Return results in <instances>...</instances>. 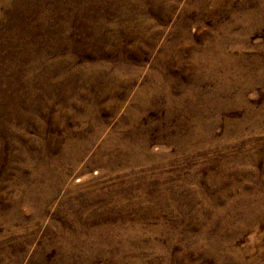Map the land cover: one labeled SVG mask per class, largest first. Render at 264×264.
<instances>
[{"label":"rangeland","instance_id":"374dc122","mask_svg":"<svg viewBox=\"0 0 264 264\" xmlns=\"http://www.w3.org/2000/svg\"><path fill=\"white\" fill-rule=\"evenodd\" d=\"M0 264H264V0H0Z\"/></svg>","mask_w":264,"mask_h":264}]
</instances>
